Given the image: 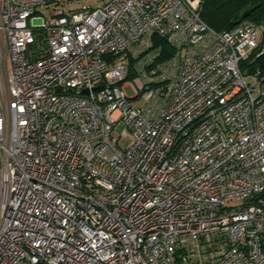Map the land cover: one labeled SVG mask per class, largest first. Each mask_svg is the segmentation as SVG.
Instances as JSON below:
<instances>
[{
  "label": "built area",
  "instance_id": "2783aa9c",
  "mask_svg": "<svg viewBox=\"0 0 264 264\" xmlns=\"http://www.w3.org/2000/svg\"><path fill=\"white\" fill-rule=\"evenodd\" d=\"M74 1L0 0V264H264L263 26Z\"/></svg>",
  "mask_w": 264,
  "mask_h": 264
},
{
  "label": "trees",
  "instance_id": "16d2710c",
  "mask_svg": "<svg viewBox=\"0 0 264 264\" xmlns=\"http://www.w3.org/2000/svg\"><path fill=\"white\" fill-rule=\"evenodd\" d=\"M201 18L216 32L232 30L243 21H250L264 28V0H201ZM164 52L172 53L166 43L158 42ZM251 74L259 71L264 76V33L262 46L244 65Z\"/></svg>",
  "mask_w": 264,
  "mask_h": 264
},
{
  "label": "rangeland",
  "instance_id": "374dc122",
  "mask_svg": "<svg viewBox=\"0 0 264 264\" xmlns=\"http://www.w3.org/2000/svg\"><path fill=\"white\" fill-rule=\"evenodd\" d=\"M81 2V7H93V8H98L101 3L102 0H75L71 6H76V7H80V3ZM38 12L41 14L37 15V20H39V24H42L45 22V20H50L51 22H55L57 18H54L52 16V12L49 9H45L44 7H40L38 9ZM129 93L130 96H132V91L130 89H128L127 91ZM131 144V138L127 137L121 140L120 145L122 148H128Z\"/></svg>",
  "mask_w": 264,
  "mask_h": 264
},
{
  "label": "water",
  "instance_id": "95a60500",
  "mask_svg": "<svg viewBox=\"0 0 264 264\" xmlns=\"http://www.w3.org/2000/svg\"><path fill=\"white\" fill-rule=\"evenodd\" d=\"M84 93H87V92H84Z\"/></svg>",
  "mask_w": 264,
  "mask_h": 264
}]
</instances>
